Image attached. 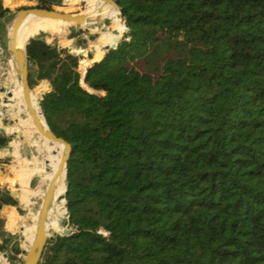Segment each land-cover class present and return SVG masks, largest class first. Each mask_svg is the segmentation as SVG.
I'll return each mask as SVG.
<instances>
[{"label": "trees", "instance_id": "obj_1", "mask_svg": "<svg viewBox=\"0 0 264 264\" xmlns=\"http://www.w3.org/2000/svg\"><path fill=\"white\" fill-rule=\"evenodd\" d=\"M115 1L120 13L100 32L96 63L47 40L51 32L78 38L82 28L37 24L23 37L30 86L49 82L44 117L71 145L59 198L67 213L57 205L38 264H264V0ZM10 13L0 0L6 48ZM86 44L78 38L76 47ZM22 127L11 130L32 138ZM9 137L0 132V149ZM12 158L0 156L2 171ZM37 163L18 170L26 204L32 174L46 172L45 158ZM6 206L26 213L2 186ZM8 216L12 228L18 217ZM34 230L26 227L30 243ZM21 238L1 217L9 264L27 253Z\"/></svg>", "mask_w": 264, "mask_h": 264}, {"label": "rangeland", "instance_id": "obj_2", "mask_svg": "<svg viewBox=\"0 0 264 264\" xmlns=\"http://www.w3.org/2000/svg\"><path fill=\"white\" fill-rule=\"evenodd\" d=\"M10 1L12 0H4V5L10 4ZM15 2H18L11 8V13L6 16L4 19V22L6 24L7 28V45H8V37L10 33V27L13 25V22L18 14V10L21 8H28V7H39L40 2L39 0H13ZM84 0H67V1H57L56 4L53 5L54 9L65 11V12H72V13H85L87 11V8H89L90 1L86 2ZM111 21L102 22L98 24H86V25H72L70 23H64L62 30L66 32V29L74 26L76 29L82 28V35L78 38L82 40L87 41L86 47H76V42L78 41V38H67L63 35H57L54 32H51L53 35H48L47 40L48 42H56L61 47H68L73 48L71 51H75L77 53H80V51H84L86 63H90L94 60H100L103 57V53L101 57H97V49H96V43L98 42V39L101 36V31H104L103 26L104 25H110ZM49 25H44L37 29L34 34L38 33L41 29L47 27ZM99 29H96L97 27ZM100 30V31H99ZM44 31V30H43ZM63 31H57V33H62ZM33 34V35H34ZM92 35L94 37H92ZM3 36L0 34V39H2ZM28 41V40H27ZM11 53V54H10ZM91 53L92 59H88V54ZM86 65L85 62L82 61L80 69L83 70V73L85 71ZM16 70H17V64L15 60L13 59L12 52L9 50V48L5 47V45L0 40V112L2 113L0 115V126L7 129L8 134L13 139L17 140L14 142V140L9 141V145L6 148H2L4 151V154L7 153L5 156H13L12 160L8 163V165L5 166V170H1L0 166V187L2 186H8L11 190L15 191L17 189H20L22 192V189L24 188L20 183L16 184V181L14 179V175H18V170L21 169L24 165L29 163L30 171L34 170L37 166L38 160L44 159V152H39L37 146L34 144V141L40 142L41 144L43 141H45V138L42 137L37 130L34 128L32 123L28 119V113L25 109V103L23 99V95L20 92V98L17 97V90L20 89L19 83L17 81L16 76ZM50 84L48 81H41L38 85H36L32 91L33 95L35 96V99L38 104H40V100L42 98V94L44 91L49 90ZM21 91V89H20ZM11 92V95L9 94ZM6 99L8 102L13 104V108L11 106H6L4 103H6ZM21 101L23 106H21ZM19 123H22L23 131L26 133H31L32 138H28V136L23 134H18L17 132H12L11 127L13 126H19ZM12 146H11V145ZM50 144H53L52 142ZM15 154V156L13 155ZM9 170H13V174L10 176ZM42 177V176H41ZM41 177L38 174H32L30 179V188L35 191V195L31 197V203L26 204L22 200L18 199L20 201L21 206L26 210V213L21 214L17 207H12V209L1 208L0 209V218H5V230L13 233V234H21L22 238V245L24 248L29 249L30 247V240L29 235L30 231H26V227H33L36 224V217L38 215V211L40 209V205L42 203V200L44 198V195L47 191L48 186L43 185L41 187ZM43 179V178H42ZM34 182V186L31 185V182ZM42 192L40 194H37L36 191ZM57 204H60L61 206L65 205V199L63 200H57ZM10 211H13L17 217L18 220L14 227H10L9 225V216L8 213ZM67 213V210H65L63 216H65ZM60 223L61 230L65 227L63 223ZM58 231V230H55ZM54 231V232H55ZM0 261H2L4 264H9L7 257L5 255L0 254ZM23 262V261H22ZM22 264V263H21Z\"/></svg>", "mask_w": 264, "mask_h": 264}, {"label": "water", "instance_id": "obj_3", "mask_svg": "<svg viewBox=\"0 0 264 264\" xmlns=\"http://www.w3.org/2000/svg\"><path fill=\"white\" fill-rule=\"evenodd\" d=\"M105 2H108L112 10L117 9L120 13V8L118 3L115 0H103ZM84 2V1H83ZM33 14L36 16L44 17V18H52L56 20H62L64 22L71 23L72 25H86L91 22H107L111 20L112 14L111 11L109 13L100 15V16H91L86 13H72V12H65L60 11L57 9H45L41 7H28V8H21L18 10V14L13 22L12 25V31L9 33L8 37V48L12 52L13 59L15 60L17 64V70H16V76L19 81L22 95L24 99V103L26 106V109L28 110L33 125L37 132L44 137L48 142H52L53 144H59L63 145V152L60 160V164L58 167L57 177L52 180L48 187L47 191L44 195V198L42 200V203L40 205V209L38 211V216L35 224V232L33 239L30 243V247L27 250V253L25 254L23 258L22 264H38L42 257V253L44 251V248L46 246L48 238L51 237V230L48 228L49 223V212L54 204V201L56 199V192L57 189L60 186L61 179L60 176L65 174V181H66V188L64 193L67 190L68 183H67V169H68V162L71 155V145L69 142H67L63 137L57 136L55 132H53L48 125L45 117V124H43L41 117L37 111V107L34 104L33 100V91L29 83V60L27 57L26 52V45L23 47L17 46L19 31L21 28V25L24 21V18L27 14ZM42 30H40L38 33L31 35L28 40L35 37L37 34H39ZM128 28L125 25L124 32L122 36H116L111 44L106 45L104 48L105 50L112 47H115L117 42L127 33ZM114 33H118V30H113ZM77 53V52H76ZM102 59V58H101ZM99 60L92 61L93 63H96ZM11 95V92H9ZM41 108V113L43 114V106L40 103L39 104ZM0 132L5 134L8 133L4 128H0ZM13 140L12 137H9V141ZM10 176L13 174V170H9ZM14 179L16 181V184H19L18 182V176L14 175ZM14 194L17 199H20V189H17L14 191ZM5 208V207H4ZM7 209H12V206H6ZM66 208V206H65ZM67 210V208H66ZM62 223V219L60 220ZM63 233L67 234L68 230L66 228H63Z\"/></svg>", "mask_w": 264, "mask_h": 264}, {"label": "bare ground", "instance_id": "obj_4", "mask_svg": "<svg viewBox=\"0 0 264 264\" xmlns=\"http://www.w3.org/2000/svg\"><path fill=\"white\" fill-rule=\"evenodd\" d=\"M110 11L112 14L111 20H113L119 14V11L117 9L112 10L111 5L108 2H105L103 0H92L90 7L87 8V11L85 13L89 14L91 16H100V15L109 13ZM64 23H68V22H64L62 20H56V19H52V18H44V17L36 16V15L29 13L25 16L24 21L21 25V28L19 31V36H18V41H17V46L23 47L24 35L29 33L30 31H32L33 29H35L39 25L49 24V25L63 26ZM37 24H39V25H37ZM89 24H98V22H91ZM11 31H12V26L10 27V33H11ZM17 81H18V79H17ZM18 83H19V81H18ZM19 86H20V84H19ZM20 89H21V87H20ZM21 92H22V90H21ZM33 100H34L35 106L37 107V111L41 117V120H42L43 124H45L44 116L41 113V108L39 107V104L37 103L34 95H33ZM25 109H26V106H25ZM27 113H28V119L33 125V122H32V119H31V116H30L28 110H27ZM50 143L51 142H48L46 139L42 143V150H43V152L45 151L44 152V158L46 161V172H45L43 179L41 180V187L43 185L48 186L49 183L57 177L58 167H59L62 152H63V145L50 144ZM60 179H61V183H60V186L56 192V199H55L54 204H53V206L49 212L48 228L50 230L52 228L53 220H54L57 205H58L57 200H59L60 196L62 194H64V191L66 188L65 174L60 176ZM36 192H37V194H40L43 191L40 192V190H39ZM36 220H37V217H36ZM34 232H35V230H34Z\"/></svg>", "mask_w": 264, "mask_h": 264}, {"label": "crops", "instance_id": "obj_5", "mask_svg": "<svg viewBox=\"0 0 264 264\" xmlns=\"http://www.w3.org/2000/svg\"><path fill=\"white\" fill-rule=\"evenodd\" d=\"M5 7H7V8H11V5H6V3H5ZM1 128V127H0ZM13 140H15V139H13ZM17 141V140H16ZM9 145V144H8ZM11 145V144H10ZM12 146V145H11ZM7 147V146H6ZM5 147V148H6ZM7 153H5L4 154V151L2 150V149H0V156L1 157H7V156H5ZM14 156H15V154H13ZM13 157V156H12ZM16 157V156H15Z\"/></svg>", "mask_w": 264, "mask_h": 264}, {"label": "built area", "instance_id": "obj_6", "mask_svg": "<svg viewBox=\"0 0 264 264\" xmlns=\"http://www.w3.org/2000/svg\"><path fill=\"white\" fill-rule=\"evenodd\" d=\"M2 113L0 112V115H1ZM0 127H2V126H0Z\"/></svg>", "mask_w": 264, "mask_h": 264}]
</instances>
